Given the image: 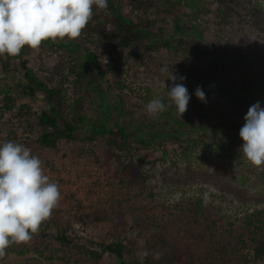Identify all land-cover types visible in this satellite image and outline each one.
<instances>
[{"label": "trees", "instance_id": "obj_1", "mask_svg": "<svg viewBox=\"0 0 264 264\" xmlns=\"http://www.w3.org/2000/svg\"><path fill=\"white\" fill-rule=\"evenodd\" d=\"M175 1L189 9L195 8L197 3L196 0ZM155 5L156 0H108L106 9L93 6L92 19L81 34L95 45V50L85 48V60L93 64L101 81L110 85L112 82L114 88L121 92L128 89L132 94L134 89L121 79L123 71L116 58L121 51L136 50L138 42L144 38L149 40L154 35L149 30L153 23L149 14ZM184 32L186 27L177 24L174 35L165 43L166 47L175 50V53L182 52L180 47L184 45V38L179 40L178 45L172 42ZM157 35L163 41L168 37L163 29ZM103 47L112 48L107 62L100 51ZM31 52V48L25 47L18 56H0V145L13 141L29 148L32 142L35 146L31 153L38 156L41 150L54 149L59 140H65L76 148L78 157L86 156L109 171L113 170L112 164L116 166L118 183L111 181L112 188L103 201V210L95 216L87 215L80 209L81 205L77 206V215H73L72 209L66 211L75 220L94 228H107L105 240L99 243L98 248L79 245L70 238V232L62 229L56 211L40 227L41 237L36 241L37 257H28L22 264H98L105 254L112 255L118 264H264V209L244 216H229L220 222L211 216L207 200L203 197L161 198L155 193L156 176L143 168L148 163L137 156V149L133 146L134 138L140 139L145 149L149 148L150 142L157 138V132L149 129V139L126 132L122 124L112 117L109 106L106 107L105 119L99 124L87 120L86 105L91 100L88 95H80L86 88V77L84 68L76 63L77 58L69 53L53 68L50 69L44 62L36 71L27 59ZM182 53L191 61V79L198 80L203 63L191 56L188 50ZM228 55V52L216 53L214 59L208 61L202 77L206 83L200 85L207 102H201L196 95L191 96L185 112H193L198 129L196 135H209L216 130L222 136L220 141L207 143L202 151L204 154L228 151L223 137H227L231 145L243 143L242 139L223 132L238 133L239 124L235 120L242 116L241 112H248L256 102L264 107V69H253L257 62L264 64L263 57L254 55L252 50L248 55L239 57L229 58ZM218 74L223 75V80L216 79L214 82ZM227 75H231L236 87L231 85ZM26 84L28 89L21 91L20 88ZM91 84H88L89 88L103 92L102 84ZM69 86H72V94ZM37 90L46 93L49 102L54 99L63 104L70 117L64 118L53 106L49 113L38 114L33 111L29 100L20 102L21 95L30 97ZM63 93L64 96L77 94V97L69 104L64 101ZM146 95L150 101L149 90ZM143 108L141 105L138 109ZM175 112L160 113L162 119L166 118L168 127L174 123L176 126H189L187 121L183 122L187 117L183 119ZM83 124L88 132L85 137L80 132ZM174 135L180 136L177 140H182L184 133L177 130ZM226 155L229 159L239 156L236 151ZM30 252L26 244H13L0 258V264H8L6 262L14 255L25 257Z\"/></svg>", "mask_w": 264, "mask_h": 264}, {"label": "rangeland", "instance_id": "obj_2", "mask_svg": "<svg viewBox=\"0 0 264 264\" xmlns=\"http://www.w3.org/2000/svg\"><path fill=\"white\" fill-rule=\"evenodd\" d=\"M196 2L197 6L189 9L183 4H177L175 0H156L155 8L149 14L153 22L149 30L154 35L149 40L144 38L138 42L136 50L121 51L120 56L116 58L123 71L121 79L134 89L132 94L128 89L121 92L114 88L112 82L110 85L100 80L93 64L85 60V48L95 50V45L89 43L84 36L76 40L65 38L44 42L38 49H32V54L27 59L31 68L38 71L44 62L51 69L67 54L71 53L75 56L76 63L84 68L86 77V88H83L80 95H88L91 100L86 105L89 116L87 120L99 124L105 119L106 107L109 106L112 117L122 124V129L126 132H133L137 137L149 139L148 130L156 131L158 136L153 143L150 142L151 145L147 149L142 146L140 139L133 138L137 156L148 163L143 168L156 176L155 193L164 200H176L185 196L203 197L207 200L211 216L224 222L229 216L237 214L244 216L264 209V166H253L240 152L243 143L231 145L227 137H223V140L225 147H229L228 151L204 154L202 151L207 147V143L221 140L220 132L215 130L209 135H196L195 131L198 129L193 112L183 115V119L187 117L183 122L187 121L189 126H176L174 123L168 127L166 118L162 119L160 114L157 117L150 116L146 111V105L155 98H161L164 103L167 102L166 105H171L167 91L173 86V81L169 79L172 74L177 77V83H183L187 87L190 97L195 96L197 87L206 83L202 78L203 71L216 53L228 52L230 58L242 54L248 55L252 50L254 55L262 56L264 59V0H196ZM177 24L186 27V32L176 36L172 43L178 45L179 40L184 38V45L180 47L182 52L188 50L191 56H195L203 63L204 68L202 73L198 74V80L191 79L189 73L191 61L183 56L182 52L175 53V50L165 45L169 37L174 35ZM160 29L168 35L164 41L157 35ZM100 51L104 54L106 62L109 61L112 48L103 47ZM41 58L44 60L42 61ZM162 68H167V72L162 73ZM260 68L264 69V64L255 63L253 69ZM179 77L186 79L181 81ZM222 78L223 75L218 74L214 82L216 79L221 81ZM227 79L233 87H236L231 75H227ZM91 83L102 84L103 92L98 93L92 87L89 88ZM23 88L27 90L28 85L21 87V91L24 90ZM69 90L72 94V86H69ZM147 90L151 92L150 101L147 100ZM71 94L66 96L62 94L64 101L69 104L75 101L74 97H77V94L76 96ZM19 100L20 102L29 100L33 111L38 114L49 113L53 106L64 118L70 117L68 109L63 104L54 99L52 103L49 102L47 94L41 90H37L30 97L21 95ZM141 105L144 108L139 110ZM174 109L172 105L166 112L175 114ZM241 113L242 116L235 120L239 124V132L245 123L244 117L247 111ZM56 120L62 124L61 120L58 118ZM177 130L184 133L182 140L176 139L180 137L174 135ZM86 131L87 127L83 124L80 128L82 137L88 135ZM239 132L235 134L233 131H224L223 133L241 139ZM194 140L198 142L194 143ZM29 145L31 147L28 149L32 152L35 145L32 142ZM75 151L73 145L67 144L65 140H59L56 148L41 150L36 157L41 160L43 170L50 181L58 184L61 193L59 205L51 216L58 212L57 219L62 224V229H67L70 232L69 237L77 244L98 248L99 243L105 240L107 228L103 226L94 228L80 220H75L66 211L72 209L73 215H77L78 205H81L80 209L89 216H95L102 211L103 201L112 188L111 181L118 183L116 166L112 164L111 170H113L109 171L100 164H94L86 156L78 157ZM231 151H236L239 156L229 159L226 153ZM154 162L155 164H152ZM40 237L39 229L38 233L25 243L31 249L28 256L14 255L6 263L22 264L28 257H37L36 241ZM46 264L63 263L46 262ZM98 264L118 263L112 255L105 254Z\"/></svg>", "mask_w": 264, "mask_h": 264}, {"label": "clouds", "instance_id": "obj_3", "mask_svg": "<svg viewBox=\"0 0 264 264\" xmlns=\"http://www.w3.org/2000/svg\"><path fill=\"white\" fill-rule=\"evenodd\" d=\"M93 6L106 9L108 0H0V56L15 57L25 47L38 49L49 40L78 39L92 19ZM169 79L173 81L167 91L171 105L152 99L146 105L152 117L172 105L181 117L188 109L187 87L177 83L174 74ZM195 95L207 102L202 87ZM244 120L240 152L253 166H264V107L259 102L251 105ZM60 198L58 184L50 181L30 149L13 141L0 145V258L11 245L28 243L50 219Z\"/></svg>", "mask_w": 264, "mask_h": 264}]
</instances>
